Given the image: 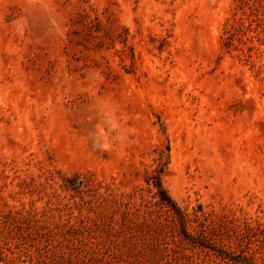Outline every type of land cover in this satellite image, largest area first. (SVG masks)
Listing matches in <instances>:
<instances>
[{
    "label": "rangeland",
    "instance_id": "374dc122",
    "mask_svg": "<svg viewBox=\"0 0 264 264\" xmlns=\"http://www.w3.org/2000/svg\"><path fill=\"white\" fill-rule=\"evenodd\" d=\"M0 264H264V0H0Z\"/></svg>",
    "mask_w": 264,
    "mask_h": 264
},
{
    "label": "trees",
    "instance_id": "16d2710c",
    "mask_svg": "<svg viewBox=\"0 0 264 264\" xmlns=\"http://www.w3.org/2000/svg\"><path fill=\"white\" fill-rule=\"evenodd\" d=\"M153 186L157 189V192L154 193L155 197L156 195H161V197L157 200V204L161 205L167 212L172 214L175 218H178V223L180 226L181 234L186 238L189 239V237L192 236L191 233L187 231V227L189 226V217L185 214H182L179 209L175 206V204L172 202V200L168 197L166 191L161 188L159 182L157 184H153ZM193 227V226H192Z\"/></svg>",
    "mask_w": 264,
    "mask_h": 264
}]
</instances>
